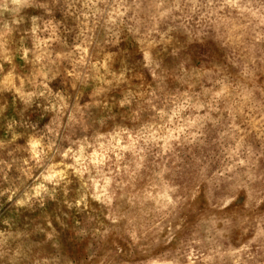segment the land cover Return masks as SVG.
Wrapping results in <instances>:
<instances>
[{"label": "clouds", "instance_id": "clouds-1", "mask_svg": "<svg viewBox=\"0 0 264 264\" xmlns=\"http://www.w3.org/2000/svg\"><path fill=\"white\" fill-rule=\"evenodd\" d=\"M0 264H264V0H0Z\"/></svg>", "mask_w": 264, "mask_h": 264}]
</instances>
